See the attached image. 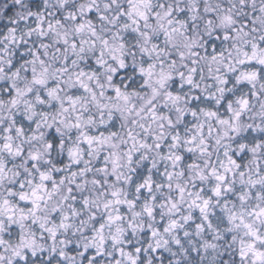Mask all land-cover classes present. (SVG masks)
I'll use <instances>...</instances> for the list:
<instances>
[{"label":"snow or ice","instance_id":"obj_1","mask_svg":"<svg viewBox=\"0 0 264 264\" xmlns=\"http://www.w3.org/2000/svg\"><path fill=\"white\" fill-rule=\"evenodd\" d=\"M0 264H264V0H0Z\"/></svg>","mask_w":264,"mask_h":264}]
</instances>
